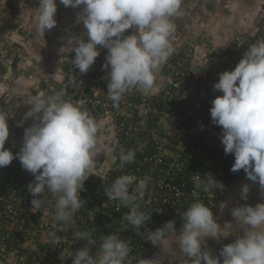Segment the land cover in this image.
Segmentation results:
<instances>
[{"label":"clouds","instance_id":"9594fccd","mask_svg":"<svg viewBox=\"0 0 264 264\" xmlns=\"http://www.w3.org/2000/svg\"><path fill=\"white\" fill-rule=\"evenodd\" d=\"M59 3L81 8L77 22L86 29L87 39L71 38L60 49L62 53L66 48L75 52L71 63L80 74H86L95 64L100 55L98 46L108 50L102 68H110L107 96L114 108L118 109L125 95L134 89L150 92L156 87L161 66L175 52V19L185 14L184 0H59ZM57 7V0H39L35 27L38 35L44 37L46 31L56 27ZM129 29L133 32L126 35ZM75 84L76 78L71 75L66 88L47 95H32L25 101L31 107L18 126L29 118L33 123L25 129L22 147L15 155L5 148L10 135L9 113L0 108V168L19 159L23 169L35 177L28 185V191L35 197L31 211L39 212L48 203L46 196L39 198V194L51 193L56 197L55 219L65 224L73 223L74 213L86 202L80 192L96 168L101 130L89 111L74 103L68 94L67 87ZM214 89L222 95L212 101L211 118L222 128L220 139L225 154L235 157L231 171L244 170L250 181L258 182L264 189V37L249 45L234 70L220 74ZM135 157V149L121 147V168L133 163ZM150 180L151 177H145L130 191L137 177L127 174L117 177L105 189L110 201H118L129 209L126 219L137 234L152 215L140 210ZM196 188L209 193L217 188L222 190L224 185L209 173L197 182ZM249 191L245 184L243 199L247 200ZM231 214L236 223L247 226L246 230L237 234L233 243L224 245L215 257L207 248V241L225 235L212 208L200 200L182 213L183 226L179 232L172 220L155 231L149 230L145 239L163 246L175 237L182 264H264V203L238 206ZM75 236L89 244L96 243L92 231H77ZM47 238L56 245L61 242L55 231H50ZM130 252V241L109 234L101 238L95 256L85 246L75 253L72 264H131ZM138 264H159V260L141 259Z\"/></svg>","mask_w":264,"mask_h":264},{"label":"built area","instance_id":"2783aa9c","mask_svg":"<svg viewBox=\"0 0 264 264\" xmlns=\"http://www.w3.org/2000/svg\"><path fill=\"white\" fill-rule=\"evenodd\" d=\"M258 17V23L252 30L256 33L247 31L245 36H236L232 45L218 42L208 30L193 35L183 44L196 49L205 47L208 66L204 74L197 71L193 62L196 55L195 52L192 54V48L179 50L162 65L160 81L152 91L134 89L125 95L118 109L113 107V102L107 96V73L110 68H102L108 54L106 48L98 46L100 55L86 74H80L73 66L68 71L59 68L55 73L43 76V88L37 85L36 94H51L54 90L66 88L69 76L76 78L75 86L69 85L67 92L74 103L86 108L97 121L105 120L110 133L109 136L103 133L99 135V144L109 150L113 163L106 173L91 174L85 181L93 184L98 176L100 188L93 191L84 187L80 197L86 202L74 213L73 223L69 224L62 221L56 224L53 221L54 201L48 196L49 193L39 194V198L46 196L48 200L45 207L36 213L31 211V201L35 197L28 191V185L35 177L23 169L19 159L0 168V179L12 174L21 183L20 187H16L12 180L3 190L0 189V264H72L75 253L85 246L90 247V254L95 256L101 238L109 234H118L130 241L131 264L151 258L158 259L159 264H182L181 256L169 257L172 254L170 245L176 240L175 237L163 246L153 245L145 237L149 230L155 231L172 220L179 232L183 226L182 213L197 200L211 207L216 220L220 219L228 193L249 180L244 170L231 171L235 157L225 154L220 139L222 128L212 122L210 109L212 101L222 95L214 89L220 74L234 70L249 45L264 37V7ZM64 19L72 25L73 14H65ZM23 26L27 32L25 34H29L30 26ZM132 32L133 29H129L125 34ZM23 55L22 43H16L11 35L0 43V58L10 66ZM2 94L7 106L8 101L16 105L11 93L4 91ZM24 114L16 112L11 115L18 132V138L10 139L9 150L14 155L22 147L25 129L33 123L29 118L23 126H18ZM121 147L136 150L135 161L123 168L119 160ZM209 173L216 181L223 183L222 190L217 188L214 192L205 193L196 188L197 182L207 178ZM127 174L137 177L130 191L137 187L140 180L151 177L145 197L140 202V210L152 215L140 229V234L126 219L129 209L118 201H110L105 193V189L117 177ZM19 191L24 194H19ZM194 192L196 195H193ZM99 216L103 218L99 222L103 228L99 240L94 235V244L77 239V231L94 233ZM50 231H55L61 237L58 245L47 238Z\"/></svg>","mask_w":264,"mask_h":264},{"label":"crops","instance_id":"0c3cea01","mask_svg":"<svg viewBox=\"0 0 264 264\" xmlns=\"http://www.w3.org/2000/svg\"><path fill=\"white\" fill-rule=\"evenodd\" d=\"M230 1L231 0H228L227 6L222 5L225 11V15L223 16L224 23H219V25L216 24L215 26H213H219L216 30H214L213 33V35L215 36L218 35V37H216L218 42L226 43V40H230L229 38H225V35L231 37V35H229L230 32L227 31L225 24L229 26L232 24L233 29H237L240 26L244 29L246 27L247 29H249L252 27L251 21L254 20V16H256V14L260 12L264 7V0H257L258 7L256 9L250 6L239 7L238 11L240 10L241 12L240 16H233L231 18V15L233 13H236L235 10H237V7H234L233 9L231 7V4L233 3H231ZM57 6V25L52 30L46 31L44 37L38 35L35 32L37 16H35L33 12L28 11L24 8L23 11L20 12L16 17L12 16L10 13H7V10H3V12H0V43H2L4 39H7V36L11 35L16 43H22L24 49V55L16 60V63L13 66H10L9 72L4 74L0 79V92L2 93L4 91H8L9 93H11L14 99V103L16 104L12 105V103L8 101V108L12 114H16V112L26 113L30 109L31 106L26 104L25 101L30 96L36 95L35 88L37 85L39 86V88H43L42 82H45V77L43 76H47L48 74H50V72L55 73V71L59 68H61L63 71H68L71 67L74 66L71 61L75 57V52H69L66 48L65 53H62L60 51L61 47L66 46L67 41L71 38L83 36L85 39H87L85 35L86 29L84 28L83 24L78 22L74 24L75 20L77 19L78 13L81 11V8L74 9L70 6L65 7L59 2H57ZM230 10H234V12L232 13ZM67 13L73 14V23L71 26L72 28L64 19L65 14ZM228 19H231V21H227ZM23 24H28L30 26L31 31L29 32V34H25L26 31L24 27L21 28ZM179 50H181V47L179 48ZM175 54L176 53H174L169 59H171ZM161 73L162 66L158 73L157 84L160 81ZM13 107H15V109ZM104 122V119L98 121L100 125L103 124L102 127L100 126V135L103 133L109 136L110 130L107 128V124H105ZM108 151L109 150H107L106 147H101L99 144L98 156L96 158V168L92 174L97 173L98 175H102L106 173V170L112 167L113 161ZM96 178L99 177L97 176ZM245 184H247L250 188L247 200L242 198V188ZM48 196L51 197L52 201H54L53 215L55 217L56 197H54L50 193L48 194ZM225 201V204H227V207L229 208L232 203H235L238 206H243L246 204L255 206L258 203H264V189H261L258 182L246 180L245 182L239 184L235 189H232L231 192L228 193ZM221 214H223L224 217V215L227 214V211L223 209ZM53 221H55L56 224L61 222L57 221L56 219H54ZM223 238H227V240L225 241V239ZM232 238H235V236H232L230 233H225V236H222L223 240L221 244L230 242ZM175 242L176 240L171 242V248H173ZM172 253L175 254L176 257L180 256L179 254H176L173 249Z\"/></svg>","mask_w":264,"mask_h":264},{"label":"rangeland","instance_id":"374dc122","mask_svg":"<svg viewBox=\"0 0 264 264\" xmlns=\"http://www.w3.org/2000/svg\"><path fill=\"white\" fill-rule=\"evenodd\" d=\"M208 0H184V12L185 14L180 17V18H176L175 19V23L177 25V30L176 33L177 35L174 36V40H173V44H174V48H175V52L177 53V51H179V48L181 47V51H188V49H191L192 47L190 45H185L183 43H185V41H188L193 35L195 34H199V33H203L204 31H209L210 33H214V30H216L219 26V23H224L223 21V16L225 15V11L224 8L222 7V5H228V0H213V1H209V3L211 4V7H207L206 6V2ZM57 2H59V0H57ZM231 7L234 9V7H237L236 13H233L234 10H230L233 14L231 15V18L233 16H240V10L238 11L239 7L242 6H250L253 8H257L258 7V3L257 0H231ZM239 2H246V3H239ZM248 4V5H246ZM39 7V0H0V12H3V10H7V13H10L12 16H17L20 12L23 11V9L25 8L28 11H31L34 13L35 16H38V12H37V8ZM215 8V9H212ZM212 9V10H211ZM254 11V10H253ZM258 14L259 12L256 14V16H254L255 18H253L254 20L251 21V25L252 27L247 29V27L244 29L241 26L239 28H234L232 27V24L229 26L227 24H225L227 31H229V35H231V37H229L228 35H225L226 39H230L229 41L226 40V45L230 44L232 45V41L233 39H235L236 36L239 35H246L248 32L247 31H251L252 33H254L255 25H257L258 23ZM251 20V19H250ZM249 20V21H250ZM66 21V19H65ZM227 21H231V19H228ZM216 24H218L216 27ZM30 25V23H29ZM250 25V26H251ZM72 25L70 24V27ZM24 26H22L21 28H23ZM69 27V28H70ZM72 28V27H71ZM31 31V30H30ZM213 31V32H212ZM245 32H247L245 34ZM215 37H218L215 36ZM218 41V40H217ZM192 54L194 53L196 55V58H194V63L197 67V71H202L204 74L206 72L207 66H208V61L206 59V54L208 53L207 51L205 52V47L204 46H200L196 48H192ZM195 49V50H194ZM213 49V47L211 48ZM173 53V54H174ZM191 53V52H190ZM14 68V67H12ZM2 78V76H0V79ZM3 94L0 92V107L4 108V101H3ZM6 104V103H5ZM6 106V112L9 113V129H10V133L13 132L15 126L14 123H12L11 120V112L8 108L7 105ZM5 109V108H4ZM15 116V115H14ZM16 118V116L14 117ZM101 127L103 126L100 125ZM100 135V133H99ZM51 194V193H50ZM235 207H238L237 204L232 203L230 205V208L226 206L224 207L225 211H227V214L224 215L221 214L220 219H217V222L221 225V227L223 228V233L225 235V233H230V224H232L233 222H235V218L232 216L231 214V210ZM227 217V218H226ZM231 234V233H230ZM223 239H227V238H223ZM222 237L219 240L213 239V238H209L207 241V248L211 250L213 256H218L219 253L217 252V248L222 245ZM90 248V247H89ZM176 254H180L177 242L174 243L173 248H172ZM169 257L173 258L176 257L175 254H171L169 255Z\"/></svg>","mask_w":264,"mask_h":264},{"label":"trees","instance_id":"16d2710c","mask_svg":"<svg viewBox=\"0 0 264 264\" xmlns=\"http://www.w3.org/2000/svg\"><path fill=\"white\" fill-rule=\"evenodd\" d=\"M141 142L142 141L140 140V143ZM137 143H139V141ZM138 156H139V154H138ZM12 180L15 182L16 187L21 186V183L17 182L16 176L11 174L10 176H7L3 179H0V189L3 190L5 185L9 184L10 182H13ZM84 187H89V188H92L93 191H98L100 188L99 178H96L93 184L90 183L89 181L85 182ZM19 194L23 195L24 193L19 191ZM82 212H83V210H82ZM85 214H86V212H85ZM96 220L98 222H96V225H95L96 229L94 230L93 235L96 237L97 240H99L100 235L102 234V230H103L102 224L101 223L99 224V222H102L103 218H102V216H99V217H97Z\"/></svg>","mask_w":264,"mask_h":264},{"label":"flooded vegetation","instance_id":"af4514ba","mask_svg":"<svg viewBox=\"0 0 264 264\" xmlns=\"http://www.w3.org/2000/svg\"><path fill=\"white\" fill-rule=\"evenodd\" d=\"M209 1H213V0H208L207 2H206V6L207 7H211V4L209 3ZM4 103V102H3ZM6 104L4 103V110H6V106H5ZM13 123V122H12ZM15 139V138H18V132H17V130L14 128V130H13V132L12 133H10V135H9V139L7 140L8 141V150H9V146H10V139ZM230 230H231V235L232 236H235L236 238H238V236H237V234H241L242 235V232L244 231V230H246V227L247 226H245V225H242V224H239V223H236V222H233L232 224H230ZM227 239H225V241H226Z\"/></svg>","mask_w":264,"mask_h":264},{"label":"water","instance_id":"95a60500","mask_svg":"<svg viewBox=\"0 0 264 264\" xmlns=\"http://www.w3.org/2000/svg\"><path fill=\"white\" fill-rule=\"evenodd\" d=\"M9 69H10V65L7 64L4 60H2L0 58V76L3 77L4 74H6L7 72H9ZM5 148L8 149V141H6V143H5ZM236 239H237L236 237L235 238H232V240L230 242H225L222 245H220L217 248L218 249L217 252L220 253V251H221V249L223 248L224 245L233 243ZM221 261H222V258H221Z\"/></svg>","mask_w":264,"mask_h":264}]
</instances>
